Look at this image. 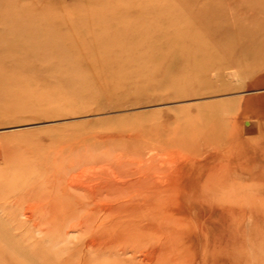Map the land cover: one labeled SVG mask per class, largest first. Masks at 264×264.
Returning a JSON list of instances; mask_svg holds the SVG:
<instances>
[{
	"label": "rangeland",
	"instance_id": "obj_1",
	"mask_svg": "<svg viewBox=\"0 0 264 264\" xmlns=\"http://www.w3.org/2000/svg\"><path fill=\"white\" fill-rule=\"evenodd\" d=\"M123 149L166 184L66 200ZM0 264H264V0H0Z\"/></svg>",
	"mask_w": 264,
	"mask_h": 264
},
{
	"label": "bare ground",
	"instance_id": "obj_2",
	"mask_svg": "<svg viewBox=\"0 0 264 264\" xmlns=\"http://www.w3.org/2000/svg\"><path fill=\"white\" fill-rule=\"evenodd\" d=\"M152 149L154 150V148H152ZM123 150H125V149H123ZM123 150H122V152H120L118 154L116 153L118 155V157L115 159V157L117 156L116 155L114 157V159L117 162L115 161V163L108 164L105 167L101 166V164H100L101 160H99V159L103 158L104 157L103 155L107 156L108 155L107 153H103L100 155H94V154H89V153L81 155L82 154V152H81V154H79V155L75 154L76 156L69 154L68 156L67 155H62V156L57 155L56 157H54L55 158L54 159L55 165L59 167V170L64 169V168L75 169V168H79L80 166H85L84 169H82L83 167L81 168L82 171L80 173L73 174V172H72V174H70L71 176H69L68 179L66 178V184H65V187H63V191H64L63 195L65 197H67L66 200H68L69 203H70V201H73L72 200L73 194L71 192H68V191H74L75 197H76V198H74L75 202L83 204L87 200H93V201L94 200H97V201L102 200L103 202L105 201L107 203L113 202V205L117 203L118 206H116V207L118 209L119 208L123 209L126 207L128 208V206L131 205V202L129 204V202H127V201H130V198H133L131 194L136 191V188L145 187V189H147L148 191L154 190V188H156L155 184L159 181L157 178H155L157 176V174L155 176V173H156V157L153 156V154L151 153L154 151H151V152L149 151V154L146 156L147 158L140 160L138 162V166L137 165L135 166L137 161L135 162V160L128 157V153L126 152V150L125 151H123ZM138 154H137V156L141 157V155H138ZM144 154H146V153H144ZM159 154H162V153H159ZM162 158L159 157V159H162ZM161 164H162V162H161ZM98 165H100V166H98ZM88 166H89V168H87ZM161 168H163V167L161 166L160 169ZM174 171H175V169H174ZM165 172H167V171H165ZM176 172H174V174ZM177 174L178 173H176V175ZM166 175L169 176L168 174H165V176ZM162 176H164V175H162ZM157 177H160V174ZM156 179L158 180L157 182H156ZM164 182L166 184L165 179L163 182L160 181L158 183H160L161 184L160 186H162L164 184ZM70 198H71V200H69ZM64 203L65 202H63V206L66 205ZM54 204L56 205V203H54ZM58 204H59V202H57V205ZM107 205H109V204H107ZM48 206H49V204H48ZM59 206H60V204H59ZM63 206H60V207L63 208ZM43 208H45V207H43ZM57 208L58 207H56L55 209L57 210ZM62 208H60V211ZM33 209H35V211H37L36 208H33ZM111 209H113L112 211L117 210L116 208H113V207L110 208V211H111ZM66 210H68V209H66ZM53 211H55V210L51 209L52 213H54ZM62 211H63V209H62ZM40 213H41V211H40ZM63 213H64V211H63ZM24 215H26V214H24ZM42 215H43L42 217H46V216H44V214H42ZM55 216H56V214H55ZM26 217H27V215H26ZM42 217H40V218H42ZM43 219H46V218H43ZM45 222H46V220H45ZM56 223H57V221H56ZM56 223H54V224H56ZM41 227H42V223H41ZM45 230H46V228H45Z\"/></svg>",
	"mask_w": 264,
	"mask_h": 264
}]
</instances>
